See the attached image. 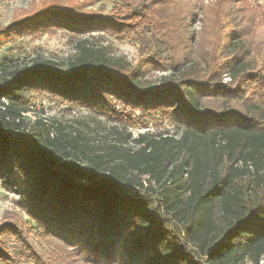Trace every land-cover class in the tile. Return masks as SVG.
<instances>
[{"label": "trees", "instance_id": "obj_1", "mask_svg": "<svg viewBox=\"0 0 264 264\" xmlns=\"http://www.w3.org/2000/svg\"><path fill=\"white\" fill-rule=\"evenodd\" d=\"M129 3L105 15L48 4L0 26V48L57 28L128 35L144 44V66L163 72L155 83L141 63L88 38L64 63L8 54L0 61V186L31 222L0 225V264H45L33 234L57 242L55 257L86 264H264V102L249 100L257 78L238 55L242 43L228 37L207 51L191 30L196 12L167 11L161 26L146 0ZM38 94L113 124L89 138L55 119L29 121ZM204 98L220 99L223 109H202ZM231 101L245 113L226 107ZM119 103L140 113L143 128L169 120L177 130L132 138Z\"/></svg>", "mask_w": 264, "mask_h": 264}, {"label": "rangeland", "instance_id": "obj_2", "mask_svg": "<svg viewBox=\"0 0 264 264\" xmlns=\"http://www.w3.org/2000/svg\"><path fill=\"white\" fill-rule=\"evenodd\" d=\"M132 1L131 3H129ZM137 0H0V26L8 24L14 18L21 15L33 12L36 9L48 5L56 4L67 6L78 13H99L107 14L113 12L115 8L122 7L129 3H136ZM128 2V3H127ZM148 2L152 10L159 13V19L156 20V25L163 26L164 19H167L165 12L172 14L181 13L183 10L190 12L194 11L200 16L201 20L194 19L191 22L192 31L201 34L203 39L201 47L205 45V50L208 51L209 44L216 41L218 45L227 41V38H232L231 41L235 44L241 42L242 46L239 54L242 58L249 61L253 65L254 76L256 81H252L249 85L254 87V94L251 95L250 101L264 102V85L259 82L264 81V0H178L170 1L167 6L152 7L153 1ZM124 10V9H122ZM120 10V11H122ZM193 20V19H192ZM111 33H74L66 29L57 28L37 36H20L7 42L0 48V61L7 58V54L17 62H27L33 58H50L58 63L66 62L75 53V43L78 39L88 38L94 44L104 46L106 52L110 56L124 58L131 65L142 64L146 70L145 76L155 83L162 76L163 72L154 66H144L147 59H144L146 53L140 44L139 39L130 38L128 35L120 37ZM238 39V40H237ZM226 53H229L228 51ZM219 54V53H217ZM219 56V55H218ZM222 60V57H218ZM223 82H228L229 78L223 75ZM259 80V81H257ZM251 90V88H249ZM32 111L30 114L39 117L46 122L55 119L58 122L66 124L72 132L80 131L82 134L95 137L101 134L104 135L109 128L111 122L105 120L101 115L91 114L84 107L65 101L55 100L44 95H35L31 103ZM202 109H210L220 112L224 104L220 99L204 98L201 101ZM226 107L236 111L239 114L245 113L243 108L237 101L229 102ZM117 110L125 112L126 117L132 125H125V132L130 133L131 137H136L137 134L149 130L153 132L157 128L158 131L167 130L174 133L177 129L169 120H161L156 126L151 123L147 128H143L139 123L141 115L139 112H127L129 108L121 103L117 105ZM29 121H32V116L27 115ZM82 122L83 124H79ZM76 130V131H75ZM55 131H50V136L55 137ZM15 195L9 190L0 186V225L7 222H17L18 224H30L27 216L19 210L14 203ZM28 230H25V233ZM37 234L29 235L28 238L36 248V251L41 255L45 264H86L81 259L75 258L72 254L56 255L49 253L51 248H54L55 240L43 235L37 237ZM7 247L10 251L16 248L11 238L7 239ZM49 244L51 247H49ZM58 251V247L55 249ZM53 251V250H52ZM32 262V261H31ZM260 262L259 264H262ZM248 264V263H246Z\"/></svg>", "mask_w": 264, "mask_h": 264}, {"label": "built area", "instance_id": "obj_3", "mask_svg": "<svg viewBox=\"0 0 264 264\" xmlns=\"http://www.w3.org/2000/svg\"><path fill=\"white\" fill-rule=\"evenodd\" d=\"M2 102L6 104V100L2 99ZM0 108L4 109V107L2 105H0ZM31 112L26 113L29 116H32V118L34 119V116L30 114Z\"/></svg>", "mask_w": 264, "mask_h": 264}, {"label": "water", "instance_id": "obj_4", "mask_svg": "<svg viewBox=\"0 0 264 264\" xmlns=\"http://www.w3.org/2000/svg\"><path fill=\"white\" fill-rule=\"evenodd\" d=\"M83 181V180H82Z\"/></svg>", "mask_w": 264, "mask_h": 264}]
</instances>
